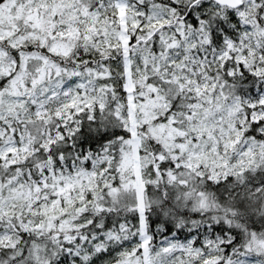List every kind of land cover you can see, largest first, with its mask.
Segmentation results:
<instances>
[{"label": "snow or ice", "instance_id": "obj_1", "mask_svg": "<svg viewBox=\"0 0 264 264\" xmlns=\"http://www.w3.org/2000/svg\"><path fill=\"white\" fill-rule=\"evenodd\" d=\"M0 264H264V0H0Z\"/></svg>", "mask_w": 264, "mask_h": 264}]
</instances>
